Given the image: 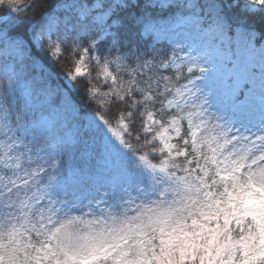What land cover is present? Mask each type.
Segmentation results:
<instances>
[{"label": "snow or ice", "instance_id": "obj_1", "mask_svg": "<svg viewBox=\"0 0 264 264\" xmlns=\"http://www.w3.org/2000/svg\"><path fill=\"white\" fill-rule=\"evenodd\" d=\"M0 264H264V0H0Z\"/></svg>", "mask_w": 264, "mask_h": 264}, {"label": "trees", "instance_id": "obj_2", "mask_svg": "<svg viewBox=\"0 0 264 264\" xmlns=\"http://www.w3.org/2000/svg\"><path fill=\"white\" fill-rule=\"evenodd\" d=\"M56 70H58V69H56Z\"/></svg>", "mask_w": 264, "mask_h": 264}]
</instances>
